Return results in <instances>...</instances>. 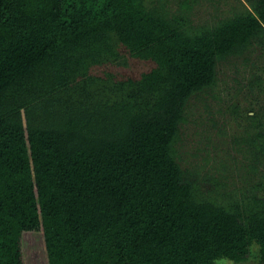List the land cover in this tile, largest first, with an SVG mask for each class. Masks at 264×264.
<instances>
[{"label":"trees","instance_id":"16d2710c","mask_svg":"<svg viewBox=\"0 0 264 264\" xmlns=\"http://www.w3.org/2000/svg\"><path fill=\"white\" fill-rule=\"evenodd\" d=\"M244 1L0 0V264L32 233L46 264H264V173L206 189L177 148L217 59L264 36Z\"/></svg>","mask_w":264,"mask_h":264},{"label":"rangeland","instance_id":"374dc122","mask_svg":"<svg viewBox=\"0 0 264 264\" xmlns=\"http://www.w3.org/2000/svg\"><path fill=\"white\" fill-rule=\"evenodd\" d=\"M235 6H240L236 0H201L193 20H209L220 9ZM216 71V85L190 97L177 148L190 179L203 182L206 189L218 179L232 190L258 181L264 173V140L257 135L264 133V36L218 58ZM44 250L41 233L24 236L26 264H46Z\"/></svg>","mask_w":264,"mask_h":264}]
</instances>
